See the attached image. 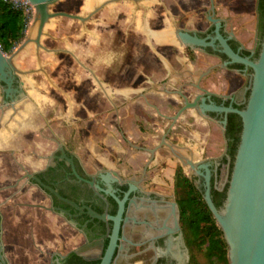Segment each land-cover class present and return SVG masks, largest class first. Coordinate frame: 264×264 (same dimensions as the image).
Instances as JSON below:
<instances>
[{"label":"water","instance_id":"water-1","mask_svg":"<svg viewBox=\"0 0 264 264\" xmlns=\"http://www.w3.org/2000/svg\"><path fill=\"white\" fill-rule=\"evenodd\" d=\"M8 1L14 6L34 8V21L37 22V28L35 37H27L11 55H6L0 49V81L7 84L6 92L13 90L10 85L12 75L16 71L12 58L29 42H34L37 48L42 47L41 37L50 19L64 16L85 21L90 17V15L81 16L64 11H50L49 6L57 0ZM165 1L169 17L176 27L175 36L179 43L190 48L210 47L213 51L226 56L223 63L217 57L208 54L211 69H205V75L187 73L171 88L132 113L99 125L75 127L72 132L67 130L69 128L67 124L61 123L60 111L56 107L45 105L39 96L30 97H37L36 101L41 102L36 106L40 108L39 111H42L46 117L45 122L48 124L50 120L46 119L54 114L58 115L59 140L66 141L67 138L71 139L74 136L73 148L80 159L87 163L86 169L90 172L94 168L120 170L124 164L133 169L139 168L149 155L146 152L137 151L136 146L150 148L157 143L158 137L164 134L169 124L167 119L155 114L151 104H154L160 112L171 115L167 116L173 121L167 143L174 148L165 147L155 153L157 161L150 163L151 180L149 179L146 185L174 197L173 170L181 166L187 175H196L198 178L196 185H199V179H201L204 201L223 232L228 246V264H264V35L257 58H251L256 41L257 0ZM96 9L98 8L94 11ZM208 20L213 24L212 35L200 37L192 32L205 31L211 26ZM222 20L225 22L224 29L231 31L228 35H224L221 31ZM233 36L244 48L250 50V55L240 54L242 46L237 50L231 47L229 40ZM229 64H241L244 71L250 69L249 79L235 71L225 69L224 67ZM247 81L246 89L249 92L243 109L232 105H217L209 101L211 93L235 92L246 85ZM15 90L22 93V88ZM180 97H182V106L174 114L180 105ZM33 98L32 101L35 102ZM207 112L224 114L221 120L223 128L227 113H235L241 119L239 143L229 178L227 164L220 166L217 186H223L228 180L226 197L221 208H217L212 200L210 184L212 174H216L218 163L216 162L212 169L211 163L204 159L221 156L224 153L225 142L222 126L205 120L208 118ZM162 137L164 139L165 135ZM162 143L168 145L164 140ZM158 147L159 145L149 150L151 155ZM9 148L17 150L21 148V145L11 144ZM191 170H194L195 174ZM1 173L2 171H0V183L5 180ZM105 182L108 189L104 192L114 196L107 179ZM4 196L0 193V200ZM17 196L14 202L11 201L12 206L0 208L8 264H48V262L62 264L60 258H63L65 254L60 253L59 258L50 260L49 253L54 251L64 253L78 244L79 239L76 242L70 239L73 229L66 224H61V220L58 219L55 222L52 216L46 214L47 217H45V213H42L50 229L48 228L47 231L38 223L35 229L36 241L33 244L30 237H20L19 230L21 235L25 236L30 228L26 226L24 219L20 218V212L14 206L21 200ZM28 196L33 197V194ZM116 199L119 204L118 211L114 216H106L112 221V228L98 264H112L118 247L123 200ZM170 206L172 212L176 214L175 223L179 228L178 205L172 201ZM96 217L106 218L105 215ZM185 259L186 261L178 257L177 264H187L188 252L185 254ZM1 261L0 256V263Z\"/></svg>","mask_w":264,"mask_h":264},{"label":"flooded vegetation","instance_id":"flooded-vegetation-1","mask_svg":"<svg viewBox=\"0 0 264 264\" xmlns=\"http://www.w3.org/2000/svg\"><path fill=\"white\" fill-rule=\"evenodd\" d=\"M209 13L210 11L207 15ZM224 23L222 20L221 31L224 35H228L231 31L224 29ZM210 24L211 26L205 31L192 32L200 37L212 35L213 24L211 22ZM32 36H34V31ZM230 40H235L234 36ZM256 45L257 22L255 49ZM241 46L239 43L238 48ZM184 47L185 50L191 53L194 50H199L215 56L221 63L226 60V58H222L216 53L209 52L208 48L212 50L210 47L203 49ZM243 49L246 48L242 46L240 51ZM230 65L224 68L235 71L249 79V69L244 71L243 68H230ZM99 83L100 87L104 89L103 84H106V82L99 79ZM10 86L13 90L6 92L7 84L0 81V162H2L0 163L2 165L0 171H2V177L5 179L4 182L0 183V193L5 195L0 200V208L2 206L6 208L7 205L12 206L10 203L11 201L14 202L17 195V198L21 199L19 204L14 206L19 210L20 218L24 219L26 226L28 225L30 229L27 230L28 234L25 236L21 235V230H19L20 235H18L20 237H30L33 244L36 241L35 229L38 227V223L43 225L47 231L48 228L50 229L44 219V216L47 217L46 214H48L52 216L55 222L59 219L61 224H66L73 229V234L70 237L73 242L79 239L78 244L64 253L59 251L49 253L50 260L59 258L58 255L62 253L65 255L60 258L61 261L69 252H75L86 260L100 259L108 243L112 228V221L106 216H114L117 213L119 204L116 198H118L123 200V209L118 247L112 264H122L123 262L124 264H177L178 257L186 261L185 254L187 252L189 254V251L182 230L180 212L177 218L179 228H177L175 223L176 214L172 212L170 206L172 201L177 203L176 197H171L161 190H155L146 185L148 180H151L150 163H156L157 161L155 153L165 147L169 148L171 146L174 148L173 145L167 143V136L172 130L171 123L173 122L167 116L171 115L160 112L154 104H151L155 114L167 119L169 124L164 134L158 137L156 144L150 148L136 146L137 151L146 152L149 155L139 168L133 169L124 164L120 170L94 168L90 172L86 169L87 163L80 159L73 148L74 136L71 139L70 137L67 138L66 141L59 140L58 115L54 114L46 119L50 120L49 124L45 122L46 117H44L42 111H39L40 108L36 106V104L41 103L36 101L37 97H30L23 89L22 93L15 90L23 88L22 81L16 73L12 75ZM247 86L248 81L246 85L235 90V92L220 94L210 92L209 101L217 105H232L239 108V105L245 103ZM198 91L200 92V90ZM32 98L35 102L32 101ZM180 99V105L176 108L174 114L182 106V97ZM66 111L67 121L72 119L67 124L69 126L67 130L72 132L75 130L73 119L76 117L73 109H67ZM228 114L230 113L226 114V123ZM207 116V119H203L222 126L225 142L224 153L221 156L204 159L211 163L213 169L216 162L218 166L220 165L225 154L226 139L224 130L226 123L223 128L221 120L224 118V114L222 113L207 112ZM163 135H165L164 139ZM162 140L168 145L163 144ZM11 144L21 145V148L17 150L15 148L10 149ZM157 145L159 147L151 155L149 150ZM174 172L175 170H173L172 178ZM191 172L195 174L194 170H191ZM185 174L187 175V173ZM219 174L220 168L219 173L217 175L212 174L211 178L217 176L218 180ZM187 176L193 179L194 183L198 179L196 175ZM103 177L111 185L110 191L116 198L110 193L104 192L108 189V185ZM217 180L215 184L220 189L222 186H217ZM196 186L202 188L201 179H199V185ZM28 194H33L34 198L29 197ZM42 213H45L44 216H42ZM101 215H105L106 218L96 217ZM2 229V213L0 210V256L2 257L0 264H8ZM188 262L189 259L187 264Z\"/></svg>","mask_w":264,"mask_h":264},{"label":"rangeland","instance_id":"rangeland-1","mask_svg":"<svg viewBox=\"0 0 264 264\" xmlns=\"http://www.w3.org/2000/svg\"><path fill=\"white\" fill-rule=\"evenodd\" d=\"M106 1L109 0H57L49 6L50 11L90 15L89 19L80 21L64 16L50 19L41 38L42 47L29 42L12 58L22 89L29 96H39L45 105L56 107L63 124L72 120L67 121V109L74 111L75 127L99 125L130 114L160 95L150 93V72L154 68L156 75L163 76L160 85L166 86L164 81L170 75L178 79L184 67L194 70L196 66V55L183 45L168 50L173 65L170 70L162 62L154 66L150 63V9L155 12L154 24L166 25L169 13L165 0ZM95 8L98 9L94 11ZM109 10L121 22L118 29H113L107 19H101V12ZM34 16L33 8L27 14L23 39L6 55H11L29 37ZM90 32L91 38H102L111 49L120 51L123 60L121 67L114 68L122 76L117 82L103 84L104 89L98 78L92 76L97 68L83 66L89 55ZM93 56L97 58L98 52ZM180 57L188 58L178 60Z\"/></svg>","mask_w":264,"mask_h":264},{"label":"trees","instance_id":"trees-1","mask_svg":"<svg viewBox=\"0 0 264 264\" xmlns=\"http://www.w3.org/2000/svg\"><path fill=\"white\" fill-rule=\"evenodd\" d=\"M257 45L252 59H256L260 50V43L264 35V0H257ZM27 25V15L22 9L14 7L8 0H0V49L3 53H11L13 48L21 42ZM231 47L237 50L239 43L235 40L229 41ZM216 53L222 58L226 56ZM241 55H250V51L243 49ZM191 53V52H190ZM230 68L242 69L241 64H231ZM250 71V69H249ZM249 90L246 92V98ZM245 103L239 105L243 109ZM241 132V119L235 113L227 116L224 137L226 139L225 154L217 167L216 175L219 173L221 164H227V176L229 178L234 161V156L239 143ZM217 176L211 178V197L217 208L223 206L228 180L219 189L215 181ZM174 194L180 212V221L185 237L186 246L189 251L188 264H228V246L223 232L217 225L210 209L204 201L202 188L195 185L193 179L188 177L181 166L175 168L173 175ZM100 259L86 260L75 252H69L62 264H98ZM56 264V263H54Z\"/></svg>","mask_w":264,"mask_h":264},{"label":"crops","instance_id":"crops-1","mask_svg":"<svg viewBox=\"0 0 264 264\" xmlns=\"http://www.w3.org/2000/svg\"><path fill=\"white\" fill-rule=\"evenodd\" d=\"M114 0H109L106 2H112ZM117 1V0H116ZM151 1V0H150ZM105 2V3H106ZM154 10L150 9V63L152 65H156V63L162 62L165 66H168L169 70L173 67L171 64V56L168 55V50L172 46H181L175 36L176 27L174 25L173 20L170 17H167L166 25L165 23H161L159 26L154 24L155 14ZM101 19H107V22L111 23V27L113 29H118V25L121 24L118 20H116L113 16L110 15V10L108 13L101 12ZM114 23V25H112ZM153 23V25H152ZM168 24V25H167ZM173 26V27H172ZM162 27V28H161ZM173 28V30H172ZM173 35V37H172ZM43 36V35H42ZM42 38V37H41ZM90 43H89V55L84 60V67H96V72L92 74V76L98 80L102 79L104 82L113 83L117 82L118 79L122 76L121 73L114 71V68H119L123 64V60L121 59L120 51L116 49H111V47L106 42H102V38L98 40L91 38L90 32ZM177 41V42H176ZM180 44V45H179ZM93 51V54H92ZM98 52V57L95 58V53ZM194 54L196 55V66L194 70L184 67L177 79L175 76L170 75L164 83L166 86H161V76L156 75V71L150 72V93L157 92L162 94L169 88H171L183 75L187 73H202L205 75V69H211L208 54L201 52L199 50H194ZM187 57H180L178 60H186ZM152 67V66H151ZM168 70V71H169ZM90 71V69H89ZM112 72V73H111ZM97 73V74H96ZM157 76V77H156ZM176 78V80H175ZM163 79V78H162ZM162 84V83H161ZM150 95V99H151ZM149 99V98H147Z\"/></svg>","mask_w":264,"mask_h":264},{"label":"bare ground","instance_id":"bare-ground-1","mask_svg":"<svg viewBox=\"0 0 264 264\" xmlns=\"http://www.w3.org/2000/svg\"><path fill=\"white\" fill-rule=\"evenodd\" d=\"M96 3H97V2H96ZM45 27H46V26H45ZM36 28H37V22L34 21V22L32 23V25H31V27H30V32H29V34H28L29 38H34V37H35V35H36ZM33 31H34V36H32Z\"/></svg>","mask_w":264,"mask_h":264},{"label":"built area","instance_id":"built-area-1","mask_svg":"<svg viewBox=\"0 0 264 264\" xmlns=\"http://www.w3.org/2000/svg\"><path fill=\"white\" fill-rule=\"evenodd\" d=\"M14 7L22 9L26 15L33 11V8H29V7H19V6H14Z\"/></svg>","mask_w":264,"mask_h":264}]
</instances>
